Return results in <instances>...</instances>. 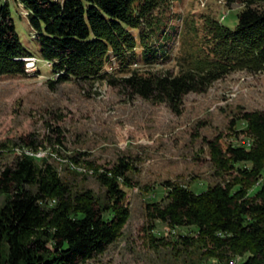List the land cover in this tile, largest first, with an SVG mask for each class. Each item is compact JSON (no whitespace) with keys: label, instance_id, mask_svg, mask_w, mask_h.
I'll return each instance as SVG.
<instances>
[{"label":"trees","instance_id":"1","mask_svg":"<svg viewBox=\"0 0 264 264\" xmlns=\"http://www.w3.org/2000/svg\"><path fill=\"white\" fill-rule=\"evenodd\" d=\"M17 1L38 34L39 58L51 64L56 76L48 80L52 89L71 80H106L130 97L166 103L180 113L188 94L206 92L226 74L264 71V0H225L242 7L235 29L209 14L199 17L202 24L186 15L177 70L154 68L171 58L162 41L168 38L166 21L172 20L166 12L176 0ZM32 57L11 4L0 0V75H26ZM113 57L117 64L108 71ZM237 120L246 127L236 136L253 139L250 147L228 141L223 133L208 140L212 163L231 180L199 193L169 186V202L150 204L148 211L174 228H196L195 236L180 235L182 242L191 245L198 238L208 250L224 251L226 264H264V111H241L231 129ZM55 131L54 141L62 145L65 137ZM41 143L36 134H20L11 146L20 156L1 167L0 193L8 199L0 209V264H83L104 252L128 220L125 187L134 186L131 161L120 157L98 176L108 201L101 204L91 190L73 197L51 163H37L31 155L42 154ZM7 147L2 143L0 151ZM49 200L56 204L47 207Z\"/></svg>","mask_w":264,"mask_h":264},{"label":"rangeland","instance_id":"2","mask_svg":"<svg viewBox=\"0 0 264 264\" xmlns=\"http://www.w3.org/2000/svg\"><path fill=\"white\" fill-rule=\"evenodd\" d=\"M6 1L22 43L35 57L29 58L26 75H0V146L8 145L0 151V170L20 156L11 149L19 135L33 133L42 142V154L31 155L38 164L51 163L73 197L91 190L101 204H107L106 187L98 176L120 157H128L132 164L128 174L134 182L133 187H125L128 220L104 252L83 264H226L228 253L208 250L198 238L191 245L182 242L180 235L195 236L196 228H174L151 218L148 206L166 205L169 186L199 193L231 180L212 163L208 140L223 133L236 145L251 146L253 139L236 136L246 123L237 120L231 129V122L241 111H264V71H232L206 92L188 94L180 113L166 103L130 97L106 80H71L52 89L48 80L56 76L51 64L39 58L38 34L30 27L27 10L17 0ZM241 8L239 3L228 6L225 0H176L166 12L172 20L166 21L168 38L162 41L171 58L156 64L155 70L178 69L186 15L202 24L199 17L209 14L235 29ZM136 52L142 58L141 46ZM116 64L113 57L105 69L112 71ZM57 128L65 137L62 145L54 141ZM257 190L258 186L250 193ZM7 199L0 193V209ZM55 204L49 200L45 205ZM245 258L236 257L234 262Z\"/></svg>","mask_w":264,"mask_h":264}]
</instances>
